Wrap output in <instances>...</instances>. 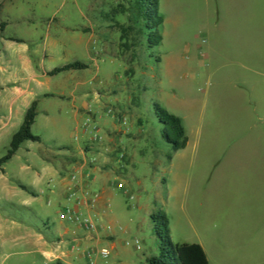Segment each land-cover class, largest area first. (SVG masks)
I'll return each instance as SVG.
<instances>
[{
    "label": "rangeland",
    "instance_id": "rangeland-1",
    "mask_svg": "<svg viewBox=\"0 0 264 264\" xmlns=\"http://www.w3.org/2000/svg\"><path fill=\"white\" fill-rule=\"evenodd\" d=\"M133 2L0 0V24L22 16L28 26L21 31L14 24L5 37L30 41L32 54H41L47 36L66 45L69 53L47 60V70L75 58L88 66L73 78L51 80V93L66 86V96L40 101L32 128L40 142L26 143L29 155L22 151L8 171L25 183L30 173L23 167L42 175L36 210L55 229L63 224L60 212L74 204L58 198L78 176L67 163L109 164L108 172L88 173L83 191L85 198L102 197V236L111 237L81 248L93 250L95 264H148L157 257L151 217L159 214L168 219L174 245L201 246L210 264H264V0H160L163 43L155 49ZM91 23L98 26L93 40L81 28ZM119 26L132 28L126 42ZM154 103L183 121L184 150L174 153L162 138ZM109 132L116 145L107 157L97 144ZM10 143L2 135L0 159ZM10 210L2 200L0 214ZM105 249L107 260L99 255Z\"/></svg>",
    "mask_w": 264,
    "mask_h": 264
},
{
    "label": "crops",
    "instance_id": "crops-1",
    "mask_svg": "<svg viewBox=\"0 0 264 264\" xmlns=\"http://www.w3.org/2000/svg\"><path fill=\"white\" fill-rule=\"evenodd\" d=\"M10 1L13 0H5V2ZM232 1L237 3L240 0ZM26 23L27 19L21 16L15 22L0 24V139L2 135L7 136L9 134L12 140L14 134L22 126L25 115L34 102H38L39 109L41 100L51 99L54 96L64 99L66 96V86L59 87L57 95L51 93V80L57 76L49 77L48 74L53 70H47L45 67L47 60L69 53L66 45L47 36L41 54H39V50L32 54L30 48H28L30 41L17 36L5 37L6 32L12 25L16 24L17 28L23 31L28 27ZM96 27L98 26L91 23L90 27L81 28L83 33H91L90 39L93 40V38H97L95 35ZM78 30L66 29V32L75 34ZM77 47L78 45L72 40V49L75 53ZM4 55L6 66L2 67ZM75 62L82 63L75 58L74 61L66 65ZM77 72L82 71H69L63 74L68 75L69 79L75 77L76 74L73 73ZM80 85L74 86L71 93L73 96ZM73 98L75 104L76 99ZM86 108L87 105L84 104L80 109H75V113L78 114ZM120 124L123 125L121 122ZM113 134L115 132L108 133L106 143L97 144L101 153L104 152L107 157L114 154V145L116 144L112 137ZM26 143L20 147L15 157H18L22 151H26L29 155V149L25 147ZM84 154L86 153L81 151L80 155L85 157ZM116 158L118 160V157ZM79 162L80 164L67 163L77 172L78 176L76 177L79 180V185H73L70 180L63 184L64 192L58 194L60 200L67 201L68 193L74 189H77V195L80 197V194H83V191L88 188L89 184L86 182V178L89 177V172L109 171L108 163L94 165L82 160ZM8 165L9 163L0 169V202L4 200L7 205L11 206L8 213L0 214V264H73L75 262L88 264L83 256L72 253L71 248H82L87 242L100 241L103 238L110 239L108 231H104L106 236H102L103 230L101 229L92 240L87 238L81 231L69 230L64 224L52 229L49 227V221H45L46 217L36 210L37 198L39 194H43L41 189L43 186L42 175L39 172H31L30 167H23L21 172L30 173L29 180L25 183L8 171ZM100 198L101 202L102 197ZM95 211L98 213L97 208ZM47 219L49 220L50 217H47ZM89 250L92 249L88 248L87 251Z\"/></svg>",
    "mask_w": 264,
    "mask_h": 264
},
{
    "label": "trees",
    "instance_id": "trees-1",
    "mask_svg": "<svg viewBox=\"0 0 264 264\" xmlns=\"http://www.w3.org/2000/svg\"><path fill=\"white\" fill-rule=\"evenodd\" d=\"M123 9V7H120ZM133 11L137 20L143 24L147 31L146 42L149 49L162 45L161 29L164 18L160 12V0H134ZM120 27V26H119ZM122 42H126L132 28L120 27ZM17 41V40H14ZM20 43V41H18ZM127 49V44H122ZM88 66L79 62L57 68L48 74L49 77L58 76L69 71H85ZM153 109L159 124L162 126L161 135L174 153L187 147L188 139L183 121L171 115L160 105L154 103ZM38 116V102H34L27 111L23 124L12 137L7 155L0 159V169L9 163L18 153L20 147L26 142L39 143L40 139L32 135V128ZM25 190V188H23ZM155 226V233L160 240L159 254L148 260V264H210L203 248L199 245H174L168 230V219L164 214L151 217Z\"/></svg>",
    "mask_w": 264,
    "mask_h": 264
},
{
    "label": "built area",
    "instance_id": "built-area-1",
    "mask_svg": "<svg viewBox=\"0 0 264 264\" xmlns=\"http://www.w3.org/2000/svg\"><path fill=\"white\" fill-rule=\"evenodd\" d=\"M93 43V48L95 50L97 49L98 43L96 41H93ZM123 159L124 154H119L118 161L121 163ZM69 180L73 184H77L78 181L77 177L74 175L71 176ZM117 188L125 191V188L121 184L118 185ZM77 193V189H74L72 192L68 193L67 201H73L74 204L72 206L64 208L59 214V219L64 225L71 226L77 231L83 232L87 236V238L93 240L103 227L101 215L95 211L101 198L99 195L88 197V193L85 195L87 198H85L83 194L82 197H78ZM71 252L83 256L84 260L88 264H95L91 261L93 250L82 253L81 248L73 247L71 248ZM99 255L102 259L107 260L111 256V252L105 249L102 250Z\"/></svg>",
    "mask_w": 264,
    "mask_h": 264
}]
</instances>
